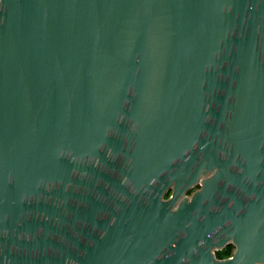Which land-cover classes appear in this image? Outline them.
Listing matches in <instances>:
<instances>
[{
  "label": "water",
  "instance_id": "water-1",
  "mask_svg": "<svg viewBox=\"0 0 264 264\" xmlns=\"http://www.w3.org/2000/svg\"><path fill=\"white\" fill-rule=\"evenodd\" d=\"M0 264H264V0H0Z\"/></svg>",
  "mask_w": 264,
  "mask_h": 264
},
{
  "label": "trees",
  "instance_id": "trees-1",
  "mask_svg": "<svg viewBox=\"0 0 264 264\" xmlns=\"http://www.w3.org/2000/svg\"><path fill=\"white\" fill-rule=\"evenodd\" d=\"M191 191H189L190 193ZM171 194V192H167L165 197H169ZM235 252V245L232 243L227 244L223 249L221 250H217L216 251V256L217 258L223 259V258H227L230 257L231 255H233Z\"/></svg>",
  "mask_w": 264,
  "mask_h": 264
},
{
  "label": "flooded vegetation",
  "instance_id": "flooded-vegetation-1",
  "mask_svg": "<svg viewBox=\"0 0 264 264\" xmlns=\"http://www.w3.org/2000/svg\"><path fill=\"white\" fill-rule=\"evenodd\" d=\"M200 187H201V180L198 182V184L195 186V187H192L189 191H191L190 193H189V191L187 192V195H191L194 191H196V190H198V189H200ZM171 193H172V191L171 190H169ZM168 191V192H169ZM171 195V194H170ZM166 198V197H165ZM167 198H169V197H167Z\"/></svg>",
  "mask_w": 264,
  "mask_h": 264
}]
</instances>
